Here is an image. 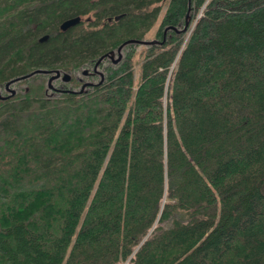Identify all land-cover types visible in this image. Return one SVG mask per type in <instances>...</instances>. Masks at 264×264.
I'll return each instance as SVG.
<instances>
[{
  "label": "trees",
  "instance_id": "obj_1",
  "mask_svg": "<svg viewBox=\"0 0 264 264\" xmlns=\"http://www.w3.org/2000/svg\"><path fill=\"white\" fill-rule=\"evenodd\" d=\"M0 96V264H264V0H0Z\"/></svg>",
  "mask_w": 264,
  "mask_h": 264
},
{
  "label": "water",
  "instance_id": "obj_2",
  "mask_svg": "<svg viewBox=\"0 0 264 264\" xmlns=\"http://www.w3.org/2000/svg\"><path fill=\"white\" fill-rule=\"evenodd\" d=\"M79 21H80V17L79 16H75V17H73V18H70V19H67V20H65V21H63L61 24H60V28H61V30H66L67 28H69V27H71V26H73V25H75V24H77V23H79ZM46 37L47 36H43V37H41L40 39H39V41H43L44 39H46ZM129 41H134V40H129ZM141 42H144V43H151V42H153V41H141ZM38 73V72H48L47 70H44V69H36V70H34L32 73ZM84 73L86 74V71H84ZM30 74H27V75H25V76H23L22 78H25V77H27V76H29ZM61 76V78H62V80L63 81H69V79H70V76L68 75V74H62V75H60V72H59V70H55V73L54 74H52L50 77H49V79H48V86H49V88H52V85H51V81L53 80V79H55V78H58V77H60ZM102 77V76H101ZM15 80H17V78L15 79ZM8 85V84H7ZM11 94H14V91L12 90L11 91ZM0 98H4V97H1L0 96Z\"/></svg>",
  "mask_w": 264,
  "mask_h": 264
},
{
  "label": "rangeland",
  "instance_id": "obj_3",
  "mask_svg": "<svg viewBox=\"0 0 264 264\" xmlns=\"http://www.w3.org/2000/svg\"><path fill=\"white\" fill-rule=\"evenodd\" d=\"M160 16H161V15H160ZM160 16L158 17V19H157V21L155 22V24H154V25L150 28V30L145 34V37H146V38H153L154 33H155V30H156V28H157V26H158V24H159V21H160ZM188 35H189V32H188L187 35H186V39H187ZM135 72H136V75H137V67H136Z\"/></svg>",
  "mask_w": 264,
  "mask_h": 264
},
{
  "label": "flooded vegetation",
  "instance_id": "obj_4",
  "mask_svg": "<svg viewBox=\"0 0 264 264\" xmlns=\"http://www.w3.org/2000/svg\"><path fill=\"white\" fill-rule=\"evenodd\" d=\"M77 16H79V15H77ZM73 17H75V16H73ZM73 17H69V18H67V19H70V18H73ZM79 17H80V16H79ZM67 19H65V20H67ZM87 19H89V18H87ZM65 20H63V21H65ZM63 21H62V22H63ZM62 22H61V23H62ZM80 22H81V17H80V21H79V23H80ZM61 23H60V24H61ZM79 23H77V24H75V25H73V26L67 28L66 30H61L60 25H59V28H60L61 31H67V30H69V29L75 27V26L78 25ZM43 36H48V34H44ZM43 36H42V37H43ZM40 38H41V37H40ZM47 38H48V37H46V39H47ZM46 39H44V40H46ZM104 55H105V56L107 55L111 60H113V55L108 54V53H105ZM117 60H118V58H117L116 60H114V62H116Z\"/></svg>",
  "mask_w": 264,
  "mask_h": 264
}]
</instances>
